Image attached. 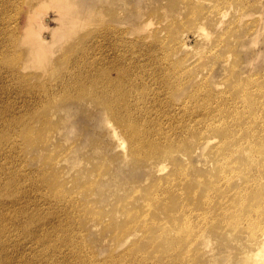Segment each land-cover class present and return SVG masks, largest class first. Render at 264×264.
Wrapping results in <instances>:
<instances>
[{"label":"rangeland","instance_id":"obj_1","mask_svg":"<svg viewBox=\"0 0 264 264\" xmlns=\"http://www.w3.org/2000/svg\"><path fill=\"white\" fill-rule=\"evenodd\" d=\"M165 1L119 0L125 9L124 23L107 18L110 28H104L107 23L96 25L95 29H102L97 36L91 35L90 25L69 29L53 6L37 11L42 25L35 30L51 50V61L44 69L34 65L29 44L27 50L15 45L16 33L23 37L27 23L23 0H0V10H6L0 11V52L16 62L14 73L0 62V211L12 235L8 238L10 264H120L125 251L132 248L131 243L140 239L135 236L126 245H119L115 227L105 230L104 223H94L102 221L96 217L100 210L103 219L112 216L114 208L133 189L151 182V178L147 179L149 171L128 161L126 146L105 125V110L90 101H64L63 94L68 90L74 94L91 88L107 94L106 88L112 87L116 98L112 97L118 102L120 89L123 93L126 88L136 87L137 92L148 88L152 95L165 88L160 100L166 102L167 108L175 101L177 111L190 108L193 122L206 115L197 109L209 94L225 99L228 94L234 95L238 87L243 90L242 96L250 97L244 103L246 107L258 96L264 102V0L254 3L248 16L251 22H242L238 30L234 24L231 35L224 36L226 29L210 26V36L205 37H198L190 25L152 32L154 25L149 24L147 29L138 30L136 23L142 16L137 15V9L145 13ZM78 2L80 11L89 10L90 0ZM180 34L187 48L176 47L175 37ZM156 40L163 42L155 45ZM213 47L215 52L211 51ZM165 50L169 56L163 58ZM27 63L30 65L23 67ZM155 69L166 70L167 75ZM100 82L105 90L97 84ZM162 84L165 86L157 88ZM24 129L33 135L28 143ZM213 133L205 132L207 136ZM9 136L15 142L8 144ZM46 139L47 148L40 150L38 145L47 143ZM204 163L202 156L201 160L194 156L190 169L197 170ZM99 165L106 170L96 169ZM87 183H91L86 195L92 203L81 194ZM228 202L227 198L222 210L227 219H234ZM201 229V224L192 227L193 231ZM218 237L216 233L210 238L203 251L204 259L198 264H244L240 238L232 241L230 236L221 243ZM140 243L145 246L147 240ZM146 248L138 250L140 257ZM1 251L6 253L5 248ZM170 256L163 260L158 257L157 263L149 264H172Z\"/></svg>","mask_w":264,"mask_h":264},{"label":"bare ground","instance_id":"obj_2","mask_svg":"<svg viewBox=\"0 0 264 264\" xmlns=\"http://www.w3.org/2000/svg\"><path fill=\"white\" fill-rule=\"evenodd\" d=\"M90 1L91 6L85 12L78 9V0H32L30 5L28 0H23L21 4H25L27 23L22 38L18 32L16 33L15 45L27 50L26 46L29 44V53L34 65L44 69L48 67L51 50L35 28L42 25V19L37 11L50 6L55 8L62 24H67L69 29L90 25L93 28L90 31L92 36L102 32V29H95L96 25L102 26L107 23L104 28H110L108 24L110 20L124 23L122 14L125 9L119 0ZM256 1L166 0L161 7L146 9L145 13L137 9V15L142 18L136 24L138 30L147 29L149 24H153L152 32L170 27L173 29L177 25L183 27L190 25L198 37H205L209 33L207 26H210L215 29H226L224 31L226 36L234 33V24H237L238 30L242 22H251L248 16ZM5 19L7 20L6 17ZM2 24L5 22H1ZM43 24L45 25L44 22ZM181 36L182 34L175 37L176 47L187 48ZM157 41L155 45L163 42ZM215 50V47L211 49L212 52ZM5 54L4 51L1 53L0 62L10 69V73H14L16 62L5 58ZM162 55L163 58L169 56L167 50ZM28 65L30 64L27 63L23 67ZM155 70L160 71L161 75L165 71L163 75H167L166 70ZM173 72L175 76L183 75L180 72L178 74ZM94 79L96 81L97 78ZM101 82L97 84H102ZM109 82L112 80L109 79ZM110 83L108 85L112 84ZM164 86L162 84L157 88ZM106 89L107 92L105 89L103 92L107 94L96 92L100 91L96 89L92 91L91 88L73 91L76 94H69L68 90L63 94V99L68 102L80 100L94 102L105 110V125L110 129V134L126 146L128 161L143 170H148L147 179H152L147 185L143 187L141 185L139 189L135 188L136 190L133 189L125 196V199L114 208L115 213L112 216L103 219L102 210L98 215L96 212L93 213V217L97 215L96 217L102 219L97 220L95 225L104 223L105 230L115 227V237L121 242L119 245H126L135 236H139L140 241L135 240L131 243L132 248L128 247L124 261L120 264L130 262L149 264L150 261L157 263L158 257L163 260L168 255H172L170 256L172 264H198L204 259L203 251L216 233L221 243L230 236L233 237L232 241L240 238L244 264H264V102H260L261 97H255L251 100V106L246 107L244 103L250 97L242 96L243 90L238 87L234 95L228 94L225 99L213 97L212 94L206 95L205 103L199 105L197 109L199 114L206 115L193 122L190 108L183 107L182 111H177L175 101L167 108L166 102L160 100L159 95L164 94L165 88L152 95L148 93V88L142 92L126 88L123 89V93L120 89L119 96L117 93L120 103L116 101L115 95H112V87ZM113 89L115 92V88ZM262 90L264 91V88ZM145 102L152 103L143 106ZM208 131L214 133L207 136L205 132ZM22 133L28 143V139H32L33 135L28 133V129H24ZM41 133L43 135L44 131ZM46 141L47 143L44 141L38 145L40 150L47 148L49 141L47 139ZM8 142V144L15 142V138L9 136ZM1 148L2 146L0 150ZM201 150L202 153H198ZM194 156H200V160L202 156L205 160L203 167L197 170L193 167L190 169ZM56 163L57 161L54 162L55 165ZM100 168L106 170L105 166L96 167ZM165 171L169 172L163 174ZM90 184L87 183L83 187L81 194L86 195ZM83 198L92 203L88 195ZM227 198L229 199L227 205L232 213L230 216L234 219H227L222 210ZM6 220L1 212L2 264H10L12 261L8 252L11 230ZM132 221L134 223H130ZM200 224L202 227L200 231L192 230L193 225L198 227ZM200 237L202 238L199 240ZM143 239L147 240L145 246L140 243ZM3 248L5 254L1 253ZM142 248L146 249L140 257L138 250Z\"/></svg>","mask_w":264,"mask_h":264}]
</instances>
